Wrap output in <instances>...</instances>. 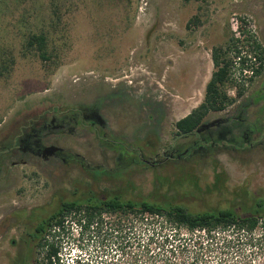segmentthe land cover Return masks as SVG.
I'll use <instances>...</instances> for the list:
<instances>
[{"label":"rangeland","instance_id":"obj_1","mask_svg":"<svg viewBox=\"0 0 264 264\" xmlns=\"http://www.w3.org/2000/svg\"><path fill=\"white\" fill-rule=\"evenodd\" d=\"M242 29L264 47V0H0V144L25 146L0 166V218L25 224L90 195L244 214L264 194V70L196 134L174 125L204 98L212 47ZM40 32L47 60L26 47ZM78 107L98 118L45 126ZM73 219L62 264H264L260 228L206 238L149 215Z\"/></svg>","mask_w":264,"mask_h":264},{"label":"trees","instance_id":"obj_2","mask_svg":"<svg viewBox=\"0 0 264 264\" xmlns=\"http://www.w3.org/2000/svg\"><path fill=\"white\" fill-rule=\"evenodd\" d=\"M198 22L196 18H191L188 25H197ZM241 33V37L230 33L224 45L212 47L211 59L214 69L206 83L204 98L187 115L175 121L177 135L193 133L210 111H222L231 105L244 94L246 81H252L263 72L264 47L252 32L247 33L242 29ZM46 45L47 37L43 32L30 34L26 39V47L34 49L41 60L48 59ZM229 90H232L233 94ZM71 213L73 220L79 224L83 223V227L94 224L103 214L132 213L143 217L147 214L163 217L172 225L184 227L189 232L203 230L206 238H211L218 230L223 232L232 228L238 233L243 231L251 234L256 228H260L258 238L264 241V194L254 198L249 210L244 214H238L231 208L192 212L181 204L163 205L146 200H123L118 195H90L86 198L62 201L48 217L51 220L48 229H40L38 234L33 232V235L39 237L37 247L43 251L42 258L36 264H62L61 244L58 243L57 237L60 230H64L65 217ZM30 261L31 249L25 246L22 264H28Z\"/></svg>","mask_w":264,"mask_h":264},{"label":"flooded vegetation","instance_id":"obj_3","mask_svg":"<svg viewBox=\"0 0 264 264\" xmlns=\"http://www.w3.org/2000/svg\"><path fill=\"white\" fill-rule=\"evenodd\" d=\"M68 112V111H67ZM65 111H57L55 114L60 115L59 119L56 120L57 117L53 115L50 118V122L48 125L56 130H60L65 127L66 124L75 123L81 124L82 119H87L90 117L98 118L96 113H93L90 117L85 114V111L82 107L75 108L74 110L67 113ZM58 121V122H57ZM44 126V127H45ZM49 127V128H50ZM23 129V127L21 128ZM20 129V130H21ZM196 129L193 134H196ZM24 135V134H23ZM19 138V133L17 134ZM19 141V139H18ZM21 141V140H20ZM37 147V151L40 150V146L38 142H34ZM211 146H216L217 143L208 142ZM21 146V147H20ZM19 147L24 148L22 145H17L16 147L10 146L8 143L0 144V166L7 160V155L10 153L16 158L15 161L12 162V165L19 164ZM16 149V150H15ZM19 214V205L16 206ZM14 210L13 208L10 211ZM53 211L46 212L45 214H38L30 221H26L25 224L28 228L24 229V222H19V215L16 218V222L11 223L7 222L9 219L0 218V257L3 258L5 264H22L24 258V250L25 246L32 250L38 245L39 237L38 235H33V232L38 234L39 230H47L48 226L51 223V220L48 217L52 214ZM23 222V223H22ZM40 224L42 226L40 227ZM20 226V228H19ZM14 230L12 233L11 231ZM15 232V235H13ZM30 253V252H29Z\"/></svg>","mask_w":264,"mask_h":264},{"label":"water","instance_id":"obj_4","mask_svg":"<svg viewBox=\"0 0 264 264\" xmlns=\"http://www.w3.org/2000/svg\"><path fill=\"white\" fill-rule=\"evenodd\" d=\"M149 35V33H148ZM56 148L53 147V146H50V147H46L43 149V154H50L51 152H53V150H55Z\"/></svg>","mask_w":264,"mask_h":264},{"label":"built area","instance_id":"obj_5","mask_svg":"<svg viewBox=\"0 0 264 264\" xmlns=\"http://www.w3.org/2000/svg\"><path fill=\"white\" fill-rule=\"evenodd\" d=\"M147 215V214H146ZM146 215H144V217H145V219H147V216ZM150 217H154V216H150ZM156 217V216H155ZM196 231H199V230H196ZM199 232H203V230L202 231H199ZM204 233V232H203ZM217 233V232H216Z\"/></svg>","mask_w":264,"mask_h":264}]
</instances>
